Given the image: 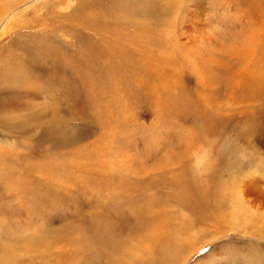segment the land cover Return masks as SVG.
I'll list each match as a JSON object with an SVG mask.
<instances>
[{"label":"rangeland","instance_id":"374dc122","mask_svg":"<svg viewBox=\"0 0 264 264\" xmlns=\"http://www.w3.org/2000/svg\"><path fill=\"white\" fill-rule=\"evenodd\" d=\"M64 1L16 0L0 18L4 48L19 27L5 30L30 20L38 48L69 53L67 79L22 99L48 109L42 123L59 130L61 147L32 155L30 133L0 123V146L24 154L29 170L26 189L14 172L27 192L17 205L34 212L50 193L52 240L84 253L77 264L112 263L160 212L159 248L176 264H264V0ZM250 117L263 128L249 145L239 124ZM228 145L243 159L232 166L219 156Z\"/></svg>","mask_w":264,"mask_h":264},{"label":"bare ground","instance_id":"6f19581e","mask_svg":"<svg viewBox=\"0 0 264 264\" xmlns=\"http://www.w3.org/2000/svg\"><path fill=\"white\" fill-rule=\"evenodd\" d=\"M102 1L98 0V2L96 1V4ZM123 1L132 3L133 0ZM159 1L167 8L170 0H158V2ZM13 2H16V0H0V18L7 11L9 6L11 7ZM59 4L61 3L59 2ZM99 4L101 5V3ZM68 5L69 3L67 1L66 6ZM104 5L105 4H103V6L101 5V7L104 8ZM111 7L109 5L108 8L111 9ZM30 23V20H26L25 25L22 27H20L21 25L18 26L14 24L10 29H6L4 32L5 34L9 31L16 30V28L19 27L16 36L12 40L11 47L4 48L0 45V52L5 51L6 54V60L4 59L5 61L3 60V65H0V113L8 114L5 118L0 119V123L6 126V129L8 128L10 133L20 136H25V133H30V138L28 137L30 140L27 141L28 144L25 149L30 150L28 152H32L33 155L35 153L39 154L38 151L42 150L41 148L45 144L56 142L57 144L55 145L61 147L62 141H57L58 137L61 136V133L58 130L57 135H55L52 132V128H48L47 124L45 125L48 121L43 125L42 120L48 115V109L45 106L34 102L31 99L28 101H22V99H27V96L32 97L34 95L33 90H36L37 84L44 82L46 79L49 80L46 82H51L52 79H67V75H65V72H62V70L68 67L65 66V59L68 57L69 53H64L65 51L61 49L59 54H55L48 49H42L43 47L38 48L35 40L36 35L34 36L32 33L33 31L30 27ZM59 72L63 75L58 74ZM27 79L28 84L26 83ZM258 118L259 117L246 118L239 124L242 126V129H244L241 131V134L244 137L243 140H246L245 143L247 142L249 145L254 143L256 133L263 128V125L259 124L260 121ZM239 125L237 127L240 129L241 127ZM31 127L39 128L38 133L42 134V136L35 138L37 132ZM225 147L222 146L219 148V156L224 157L225 159H222L224 166L225 164L231 165L233 162L236 163L239 160L238 158L241 157L235 158L232 154L238 148L229 145L226 148ZM232 151L234 152L232 153ZM245 153H243V155ZM236 154L238 155L239 153ZM24 160H26L24 154L21 156L16 150L15 152H11L6 147L0 146V264H77V260L82 258L84 253L81 255L75 253L70 256L67 252V248L69 247L68 245L71 244L67 243L66 239H60L57 241L52 240L53 229L46 220L48 212L52 207H55V205L51 204L52 197L50 193L46 196V201L42 199L40 200V205L36 208V211L34 210V212H28L27 210L23 211L24 208L21 204L17 205V203L24 204V194L27 193L26 191L21 190L22 188L24 189V187L19 181L17 183L14 176V172H20L21 175L19 178L21 182H24L23 178L26 176L24 173L29 171ZM241 160L243 159L241 158ZM33 182L34 181H32V183ZM18 184H20V187ZM38 184L43 186L44 184L48 185L49 183L39 182ZM57 189L59 192H54L55 194H59L63 191L62 186L57 187ZM30 191L38 192L37 189ZM18 192L22 195H19ZM29 199L30 198H28V200ZM149 201V206L152 208H155L156 204L159 206L161 203V201ZM35 206L36 205H34V207ZM127 207L129 208V205ZM135 207H138V204ZM106 209H108L106 210L108 211V214L113 215L117 213L118 206L117 204H112V206L110 205ZM119 211L123 212L122 210ZM125 211L129 212L126 208ZM156 212L160 211L158 210ZM160 213H158L160 218H158L152 225V230L148 229L147 233L136 241L137 244L133 243L124 245L130 247V254L134 258L126 251H122L123 246L122 248L119 247L115 254L110 255L112 257L114 256V258L109 256L113 261L112 263L108 262V264H176L174 260L165 258V252L159 248L160 246H163L165 242V237L162 234L163 232L161 233V230L158 232V230L155 229L156 226H162L161 228H163L165 225V221L162 217L163 214L159 215ZM262 224H264V220ZM30 229L31 233H27ZM258 232L260 233L259 236L264 239V226ZM254 250L257 251V249ZM260 256L255 257L254 259L258 260ZM262 262L263 261H261V263ZM84 263L97 264L95 261H90V258H85Z\"/></svg>","mask_w":264,"mask_h":264}]
</instances>
